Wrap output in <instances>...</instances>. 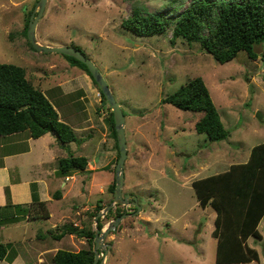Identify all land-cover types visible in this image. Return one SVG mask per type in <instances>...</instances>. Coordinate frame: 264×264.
Segmentation results:
<instances>
[{"label": "rangeland", "instance_id": "obj_1", "mask_svg": "<svg viewBox=\"0 0 264 264\" xmlns=\"http://www.w3.org/2000/svg\"><path fill=\"white\" fill-rule=\"evenodd\" d=\"M168 1L47 0L35 29L36 41L43 46L77 47L90 59L124 114L127 158L122 197H134L141 211L133 215L134 207L121 206L129 216L104 238L103 243L110 245L107 255L99 254L103 260L108 256V264H216L217 241L211 236L215 212L198 205L191 183L228 170L232 162H246L251 148L264 142V61L260 57L253 61L240 52L232 61L218 64L198 44L182 40L170 44L171 29L165 35L141 37L120 28L133 9L157 14ZM37 2L0 0V64L24 68L26 76L56 104L67 101L76 107L77 100L91 91L93 108L85 113L91 120L96 115L102 128L76 133L92 139L82 151L71 143V154L88 157L96 172L74 174L76 180L70 179L66 198L50 207L52 218L45 225L43 221L35 224L44 232L58 224L80 226L98 200L104 206L113 199L107 188L114 178L117 151L108 131L109 105L102 104L90 76L60 54L39 53L28 46L23 27ZM188 3L181 4L182 10ZM197 76L229 131L225 141L210 142L195 132L194 123L201 114L161 104ZM65 80L75 91L61 95L58 83ZM70 108L65 106L64 114ZM74 124L84 126L80 118ZM59 206L67 214L62 223ZM102 221L104 230L111 221ZM259 231L261 240L247 242L257 250L259 260L241 264H264V221ZM52 243L72 252L87 247L73 235Z\"/></svg>", "mask_w": 264, "mask_h": 264}, {"label": "trees", "instance_id": "obj_2", "mask_svg": "<svg viewBox=\"0 0 264 264\" xmlns=\"http://www.w3.org/2000/svg\"><path fill=\"white\" fill-rule=\"evenodd\" d=\"M185 1L187 0H169L157 14H146L133 9L131 15L120 23V28L141 37L165 35L171 29L170 44H174L176 40L198 44L200 50L209 54L218 64L232 61L240 52H245L250 60L255 61L260 57L264 61V0H189L182 10L181 4ZM31 13L32 11L27 14L23 27L26 40ZM28 46L32 49L31 45ZM259 47L262 48L261 51H257ZM64 57L72 66L83 69L96 85L84 64L74 58ZM99 94L104 104L105 99L100 89ZM161 104L171 105L183 112L201 114L194 123V130L197 134L204 135L208 141L221 142L229 138V131L224 128L201 77L187 81L174 93L164 97ZM109 111L108 131L117 151L116 162L119 152L113 114L110 109ZM22 132H26L32 139L51 133L62 145H79L82 142V138L59 119L53 104L42 89L26 76L24 68L0 64V137ZM88 163V158L68 153L58 160L57 174L67 177L73 172L84 173ZM191 186L198 205L201 208L211 207L215 212L214 229L211 232V236L217 241L215 263L241 264L258 261L257 250L249 247L247 240L250 237L262 239L258 225L264 218V143L251 148L246 163L233 164L226 171L194 180ZM114 188L115 178L107 188L111 197ZM60 196L59 192L54 193L53 198L59 199ZM112 200L111 198L104 206L101 205L102 200L97 201L91 211H86L87 222H82L80 227L64 224L50 231L54 240L74 235L87 244L86 248L77 252L58 250L52 257L53 264L93 263L94 229L103 228V219L109 222L125 213L117 205L103 219L98 218L94 227L95 216ZM29 209L34 218H49L43 202L32 203ZM13 257L7 246L0 244V261L4 258L12 260ZM100 260L101 258L99 262Z\"/></svg>", "mask_w": 264, "mask_h": 264}, {"label": "crops", "instance_id": "obj_3", "mask_svg": "<svg viewBox=\"0 0 264 264\" xmlns=\"http://www.w3.org/2000/svg\"><path fill=\"white\" fill-rule=\"evenodd\" d=\"M68 84L67 80L58 83L61 95L71 94L75 91ZM43 92L45 94V91ZM89 98L92 99V95L91 91L88 90L85 92V96H81L77 100L80 104L78 103L76 107H73L74 103L72 102L65 101L56 104L48 97L57 111L59 119L68 124L76 133L91 132L95 128L102 130L96 115L93 114L94 118L91 120L89 115L85 113L90 107L93 108V102ZM65 106L71 107L68 114H64ZM79 118L83 120L84 124L80 128L74 126ZM91 139V135L87 134L86 138L82 139L81 144L76 145L77 147L74 149L84 150ZM70 145H62L51 133H47L38 139L29 138L26 132L0 137V244L7 246L8 251L14 255L12 260L4 258L0 264H53V255L58 250L64 249V247L53 245L54 239L50 236V231L64 224H58L60 226L56 225L53 229L51 227L44 232L35 224L43 221L45 225L52 218L50 207L53 203L60 204L66 198L68 188L72 185L70 179L76 180V172L67 177H61L57 174L58 160L66 157L68 153H73ZM92 164V161H89L87 170L84 172L88 174L87 176L96 172L92 169ZM233 164L232 162L229 165ZM58 192L61 194L60 198L54 199V193ZM37 202L46 204L49 213L48 219L34 218V214L29 212V206ZM61 209L62 207L59 206L57 211V214H60L59 223L67 218V214L64 215ZM263 221L264 218L259 223L258 230ZM18 230L21 232L19 233ZM66 236L60 240H55V242H61ZM107 259H109L108 256L103 260V264L110 262Z\"/></svg>", "mask_w": 264, "mask_h": 264}, {"label": "water", "instance_id": "obj_4", "mask_svg": "<svg viewBox=\"0 0 264 264\" xmlns=\"http://www.w3.org/2000/svg\"><path fill=\"white\" fill-rule=\"evenodd\" d=\"M46 2L47 0H38L35 9L33 10L29 19L26 35L27 40L29 41L32 49L39 53H56L63 56L71 57L84 64L87 67L89 73L91 74L94 82L100 89L105 99V103L109 105V108L113 114L114 130L116 133V141L119 152V157L114 167L115 188L113 191V200L108 206L98 212V214L95 216L94 227L96 226V220L101 216L105 215L111 208L116 205L126 207V209L132 206L136 208V212L133 214L136 215L138 212L141 211L140 207L136 202V199L132 196L122 197V187L124 181V163L127 158V146L124 133L125 118L123 112L119 104L116 102L110 88L105 83L102 75L99 73L94 63L90 59H88L80 50L74 47H47L39 44L36 41L35 29L38 21L43 15ZM256 117L258 119H261V115L259 113H257ZM127 216L129 215L123 214L115 220L111 221L104 230H97L96 228L94 229L95 246L93 249L94 259L92 264H103V259H101L99 262L98 252L102 251L105 252V255H107V249L110 248V245L104 244L103 240L110 231L115 230V227L119 223V221Z\"/></svg>", "mask_w": 264, "mask_h": 264}, {"label": "clouds", "instance_id": "obj_5", "mask_svg": "<svg viewBox=\"0 0 264 264\" xmlns=\"http://www.w3.org/2000/svg\"><path fill=\"white\" fill-rule=\"evenodd\" d=\"M131 207H132V206H131ZM124 208H126V207H124ZM128 208H129V207H128ZM128 208H127V209H128Z\"/></svg>", "mask_w": 264, "mask_h": 264}, {"label": "built area", "instance_id": "obj_6", "mask_svg": "<svg viewBox=\"0 0 264 264\" xmlns=\"http://www.w3.org/2000/svg\"><path fill=\"white\" fill-rule=\"evenodd\" d=\"M100 95V94H99Z\"/></svg>", "mask_w": 264, "mask_h": 264}]
</instances>
